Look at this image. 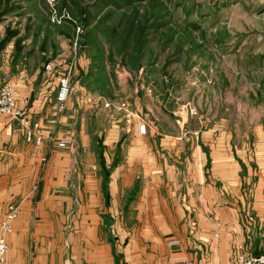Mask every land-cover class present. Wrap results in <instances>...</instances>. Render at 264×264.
I'll list each match as a JSON object with an SVG mask.
<instances>
[{
	"label": "crops",
	"instance_id": "obj_1",
	"mask_svg": "<svg viewBox=\"0 0 264 264\" xmlns=\"http://www.w3.org/2000/svg\"><path fill=\"white\" fill-rule=\"evenodd\" d=\"M6 75L43 134L30 143L0 116V220L19 208L8 264H235L241 248L264 254V127L241 146L201 132L183 171L170 146L165 159L169 137L156 151L137 130L126 147L120 130L92 126L103 105L70 97L61 110L41 76Z\"/></svg>",
	"mask_w": 264,
	"mask_h": 264
},
{
	"label": "rangeland",
	"instance_id": "obj_2",
	"mask_svg": "<svg viewBox=\"0 0 264 264\" xmlns=\"http://www.w3.org/2000/svg\"><path fill=\"white\" fill-rule=\"evenodd\" d=\"M20 70L56 90L70 71V97L103 105L94 128L167 136L186 171L201 132L241 146L264 127V0H0V75Z\"/></svg>",
	"mask_w": 264,
	"mask_h": 264
},
{
	"label": "built area",
	"instance_id": "obj_3",
	"mask_svg": "<svg viewBox=\"0 0 264 264\" xmlns=\"http://www.w3.org/2000/svg\"><path fill=\"white\" fill-rule=\"evenodd\" d=\"M47 70H52V66L48 65ZM71 72L63 74L59 79V85L56 92V100L60 105L61 110L71 96ZM10 76H5L4 80L0 79V116L8 117L13 121H18L21 128L24 130L25 138L28 142H35L36 145H41L43 141L42 127L39 122L32 120V117L19 107V91L9 84ZM86 102L90 104L91 98H86ZM25 104L28 100L25 99ZM143 133H145L143 131ZM60 148H66L68 142L61 141L58 143ZM19 216L18 206L12 204L8 208L5 215L0 220V264H8V255L10 247L7 241V236L14 230V224ZM220 236L219 232L215 237ZM229 236V235H228ZM235 256V264H264V254L250 255L241 249Z\"/></svg>",
	"mask_w": 264,
	"mask_h": 264
},
{
	"label": "water",
	"instance_id": "obj_4",
	"mask_svg": "<svg viewBox=\"0 0 264 264\" xmlns=\"http://www.w3.org/2000/svg\"><path fill=\"white\" fill-rule=\"evenodd\" d=\"M78 41L80 42V44L85 47L87 45V43L82 39L81 36H78Z\"/></svg>",
	"mask_w": 264,
	"mask_h": 264
}]
</instances>
